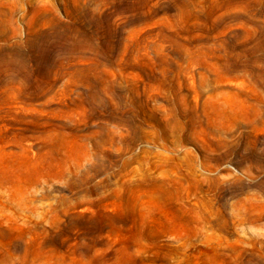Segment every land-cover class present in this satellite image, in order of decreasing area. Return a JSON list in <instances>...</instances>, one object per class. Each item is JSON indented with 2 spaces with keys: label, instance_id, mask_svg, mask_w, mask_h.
Listing matches in <instances>:
<instances>
[{
  "label": "rangeland",
  "instance_id": "rangeland-1",
  "mask_svg": "<svg viewBox=\"0 0 264 264\" xmlns=\"http://www.w3.org/2000/svg\"><path fill=\"white\" fill-rule=\"evenodd\" d=\"M0 264H264V0H0Z\"/></svg>",
  "mask_w": 264,
  "mask_h": 264
}]
</instances>
